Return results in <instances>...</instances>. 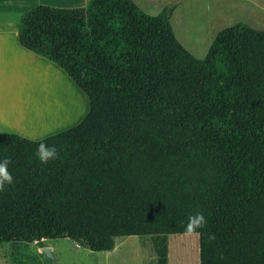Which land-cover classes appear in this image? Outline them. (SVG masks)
Instances as JSON below:
<instances>
[{"label":"trees","instance_id":"16d2710c","mask_svg":"<svg viewBox=\"0 0 264 264\" xmlns=\"http://www.w3.org/2000/svg\"><path fill=\"white\" fill-rule=\"evenodd\" d=\"M174 9L88 0L22 14L20 45L65 71L89 107L39 140L0 132L14 177L0 192V244L69 238L108 252L118 237H149L168 264V235L200 211V264H264V30L236 22L198 58ZM40 142L59 159L41 164Z\"/></svg>","mask_w":264,"mask_h":264},{"label":"rangeland","instance_id":"374dc122","mask_svg":"<svg viewBox=\"0 0 264 264\" xmlns=\"http://www.w3.org/2000/svg\"><path fill=\"white\" fill-rule=\"evenodd\" d=\"M134 2L150 15H156L170 4H174L176 8L177 4L179 12L175 16L173 12L170 18L174 33L183 46L198 58L205 56L217 32L236 22L241 21L255 29L264 30V0H134ZM46 61L50 66L40 65L39 80L43 77L42 86L54 90L46 91L40 88L38 81V89L33 90L32 96L34 95L37 103L55 101L57 105H62L61 111L48 110L40 119V123L22 120L16 124L39 136L61 127L68 129L75 126L87 114L89 107L87 95L65 71L48 59ZM45 109L40 108V112L35 114L32 120L37 119ZM2 132L18 134L12 131ZM41 244L2 243L0 264H156L149 237H118L115 240V247L108 252L90 251L78 246L69 238L45 239ZM43 246L51 247L52 257H47L41 251ZM168 264H200L199 236L168 235Z\"/></svg>","mask_w":264,"mask_h":264},{"label":"crops","instance_id":"0c3cea01","mask_svg":"<svg viewBox=\"0 0 264 264\" xmlns=\"http://www.w3.org/2000/svg\"><path fill=\"white\" fill-rule=\"evenodd\" d=\"M87 1L0 0V132L12 131L37 140L52 135V133L60 132L63 129L65 130V127H61L56 131L47 132L39 136L16 126L22 120L40 123V119L48 110L58 112L62 108V105L58 104V106L55 101L38 102V104L34 95L32 96L33 90L37 91L38 89V81L40 88H44L46 91L54 90L42 86L44 80H41L43 77L39 80L40 65L50 66V63L46 61L47 59L20 45L18 41V25L22 14L38 4L67 8L85 6ZM173 12L174 16L179 12L177 4ZM249 21L252 22L251 20ZM42 107L46 109L39 114L37 119L32 120L33 116L39 113Z\"/></svg>","mask_w":264,"mask_h":264},{"label":"clouds","instance_id":"9594fccd","mask_svg":"<svg viewBox=\"0 0 264 264\" xmlns=\"http://www.w3.org/2000/svg\"><path fill=\"white\" fill-rule=\"evenodd\" d=\"M60 150L55 145H48L40 142L36 148L35 156L41 164H48L50 161L59 159ZM11 159L5 157L0 159V192L5 191L6 187L14 183V177L9 171ZM207 224V220L202 212L197 211L188 216L186 224H184V234L187 236H199V229H203ZM210 240H214L215 236L210 235Z\"/></svg>","mask_w":264,"mask_h":264},{"label":"water","instance_id":"95a60500","mask_svg":"<svg viewBox=\"0 0 264 264\" xmlns=\"http://www.w3.org/2000/svg\"><path fill=\"white\" fill-rule=\"evenodd\" d=\"M41 251H42L47 257H52L51 247L43 246V247H41Z\"/></svg>","mask_w":264,"mask_h":264},{"label":"bare ground","instance_id":"6f19581e","mask_svg":"<svg viewBox=\"0 0 264 264\" xmlns=\"http://www.w3.org/2000/svg\"><path fill=\"white\" fill-rule=\"evenodd\" d=\"M19 118V117H18ZM18 120V119H17ZM16 123V122H15Z\"/></svg>","mask_w":264,"mask_h":264}]
</instances>
